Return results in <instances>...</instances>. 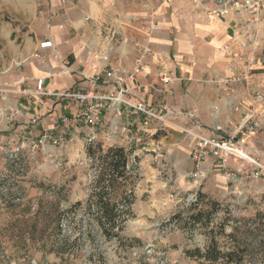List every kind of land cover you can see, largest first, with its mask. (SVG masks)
<instances>
[{"label": "rangeland", "instance_id": "obj_1", "mask_svg": "<svg viewBox=\"0 0 264 264\" xmlns=\"http://www.w3.org/2000/svg\"><path fill=\"white\" fill-rule=\"evenodd\" d=\"M120 1L116 8V0H0V256L19 250L24 260L5 258L4 263L37 264L41 238L66 234L69 242L64 248L70 258L64 264H264V123L260 120L251 119L237 126L233 135L219 137L204 126L210 136L229 142L233 153L207 157L194 176L192 154L190 172L170 166L174 161L166 155L154 158L149 169L139 170L133 163L135 168L115 187L117 200L126 196L132 200L117 237L102 233L94 215L99 148L123 146L114 112H105L93 142L83 130V118H75V132L66 128L53 135L24 123L22 104L34 94L31 88H17L15 80L24 66L23 56L36 57L33 42H50L44 47L49 48L50 59L66 66L80 61L95 69L112 66L122 45L128 47L127 53L130 46L137 48L139 41H133V35L151 41L159 31L155 11L161 0ZM189 2L199 5V0ZM133 8L138 10L135 20ZM52 66H46L48 72L56 71ZM38 90L37 82L34 91ZM127 138L128 146L136 147L150 134ZM258 166L262 169L255 175ZM199 210L204 220L194 224ZM238 244L249 248L239 263L224 258L210 261L187 252L217 247L227 252ZM45 260L56 259L47 255Z\"/></svg>", "mask_w": 264, "mask_h": 264}, {"label": "crops", "instance_id": "obj_2", "mask_svg": "<svg viewBox=\"0 0 264 264\" xmlns=\"http://www.w3.org/2000/svg\"><path fill=\"white\" fill-rule=\"evenodd\" d=\"M189 1L161 0L162 6L155 11L159 31L150 37L151 41L141 40L139 34L132 36L133 41L138 39V43L152 47L153 53L144 59L142 74L135 81H126L129 96L152 104L163 102L179 111L194 113L215 137L224 136L223 133L233 135L235 128L250 118L264 123V1L258 14L239 0L238 4H230L225 15L213 12L217 7L214 1L199 0L198 6ZM120 3L116 0V8ZM130 13L135 20L138 10L133 8ZM115 20L118 27V18ZM127 39L129 41V37ZM44 41L33 42L31 48L36 57L27 59L23 56L24 66L15 80L17 88H31L34 95L40 80L43 90L55 93L69 88L87 89L89 81L85 78L107 70L115 69L118 74L126 75L133 69L139 53L138 47L134 46H130V53H127L128 47L122 45L110 67L94 69L80 61L66 66L64 62L50 59L49 48L40 47ZM50 41L52 45L56 44L53 38ZM240 43L247 44L245 57H242ZM248 56L255 57L252 78L249 82L234 81L233 76L246 64L242 58L247 60ZM51 63L56 69L54 72H48L46 68ZM163 72L172 78L170 83H163ZM104 89L114 90V85L109 83ZM34 95L26 97L28 101L22 104L26 109L22 111L24 123L37 127L40 132L50 130L52 135L66 132V128L70 133L75 132V118H82V104L62 101L54 95ZM105 112H114L116 128L122 132L121 144L128 146L124 128L139 127L140 122L132 118L124 106L106 102L97 126L106 116ZM179 122L191 124L186 117H181ZM146 125L151 133L150 138H146L148 141L140 142V147L131 144L126 147L130 151L131 167L138 164L139 170L149 169L154 158L166 155L174 161L170 166L178 167L181 172H190L194 168L191 158L194 141L178 130H170L164 135L156 123ZM82 127L89 137L91 127L86 123ZM136 157L139 161L135 162Z\"/></svg>", "mask_w": 264, "mask_h": 264}, {"label": "built area", "instance_id": "obj_3", "mask_svg": "<svg viewBox=\"0 0 264 264\" xmlns=\"http://www.w3.org/2000/svg\"><path fill=\"white\" fill-rule=\"evenodd\" d=\"M264 0H243L241 4L247 8H251L256 14L259 13ZM234 2L239 3V0H216V9L213 11L217 15H225L229 12L230 4ZM50 42L42 43V47L50 46ZM247 44L240 43V48L243 50L242 57H245V47ZM139 49L133 69L126 75L118 74L117 70H107L103 74H96L93 77H87L89 81L88 89L83 91L73 89L70 92H55L50 93L42 89L43 82L39 81V89L36 94L48 95L53 94L59 99H67L72 102H78L83 105L81 117L84 122L91 127L92 133L88 137L89 142H93L97 138L96 126L102 113V106L106 102H114L124 106L125 111L135 117V120L140 122V126H126L124 132L128 137L135 139L139 138L141 132L150 133L147 123H156L160 130L169 132L172 129L183 132L186 136L194 141L192 158L195 163V172L191 176L196 175L202 170L205 160L209 156H219L221 152L233 153L229 142L219 141L217 138L210 136L205 132L204 125L196 119L194 113L179 111L166 103L152 104L142 98H133L128 94V88L125 86L126 81H135L136 78L142 74L144 59L146 56L153 53L152 47L137 43ZM246 64L243 66L241 72H236L233 76L234 81L249 82L253 75V65L255 63L254 56L242 58ZM245 60V61H244ZM234 69V68H232ZM162 81L164 84L171 82L172 78L166 73H162ZM112 83L114 90L104 89L105 85ZM181 117H186L191 121V124H183L179 122ZM251 119V118H250ZM250 119H247L249 122ZM247 122V123H248ZM258 125L259 122L255 121ZM48 137V136H46ZM55 138V137H54ZM57 142V138L54 140ZM255 175H259L262 166H258Z\"/></svg>", "mask_w": 264, "mask_h": 264}, {"label": "trees", "instance_id": "obj_4", "mask_svg": "<svg viewBox=\"0 0 264 264\" xmlns=\"http://www.w3.org/2000/svg\"><path fill=\"white\" fill-rule=\"evenodd\" d=\"M88 146V153L92 155L94 153L92 144ZM99 150L102 152L101 160L99 165V172L96 183L97 189V199L95 201L96 210L94 215L97 218V224L99 225L102 233L108 237H117L119 233L123 230V224L126 221V216L130 214V205L132 203L131 199H127V196L121 200H117L114 192L116 190V184L119 183L121 179H126L128 173L134 168L129 166V156L130 151H128L123 146H113L108 148L107 151ZM93 203V202H92ZM92 203L88 204V210L91 213ZM198 221L200 223L204 220V213L199 210L197 214ZM62 224V219H58V226ZM89 225H92L88 221ZM237 228H235L236 230ZM62 232V229L60 230ZM234 234V233H233ZM41 242V247L37 248L40 253V259L37 264H64V260L70 258V253L67 248H64L69 242V237L64 234L62 238L56 234H49L43 236ZM249 248H244L243 245L238 244V246L230 251L223 252L218 247L215 250H206L205 252L201 250H196L194 253L189 252V255H197L198 257H204L210 261H217L220 258H224L228 262L239 263L238 259H242L247 254ZM47 255H54V261L50 262L45 260ZM8 260H21L25 259V256H21V252L17 250L16 252H11L6 257L0 256V264H5L4 259ZM16 258V259H15ZM6 259V260H7ZM27 264H31L28 261Z\"/></svg>", "mask_w": 264, "mask_h": 264}]
</instances>
